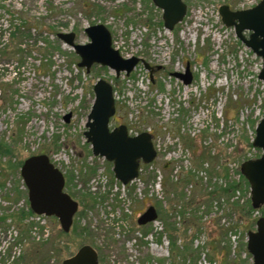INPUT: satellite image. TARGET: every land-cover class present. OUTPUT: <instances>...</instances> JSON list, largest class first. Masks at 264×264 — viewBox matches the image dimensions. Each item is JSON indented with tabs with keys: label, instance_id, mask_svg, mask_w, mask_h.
I'll use <instances>...</instances> for the list:
<instances>
[{
	"label": "rangeland",
	"instance_id": "obj_1",
	"mask_svg": "<svg viewBox=\"0 0 264 264\" xmlns=\"http://www.w3.org/2000/svg\"><path fill=\"white\" fill-rule=\"evenodd\" d=\"M184 1L186 17L168 30L153 0H0V143L11 147L0 157V264H62L86 243L99 264L249 263L247 233L259 217L246 214L250 185L231 197L211 200L210 192L243 182L241 164L263 153L253 145L264 116L263 59L219 12L223 4L242 9L261 0ZM97 23L122 56L143 60L131 74L100 64L87 71L59 37L74 32L76 43H88L85 28ZM188 66L193 80L185 84L175 73ZM100 78L115 91L111 127L150 132L158 150L141 179L125 187L85 135ZM42 153L80 203L66 234L59 220L36 215L29 204L21 165ZM151 204L158 219L139 225Z\"/></svg>",
	"mask_w": 264,
	"mask_h": 264
},
{
	"label": "water",
	"instance_id": "obj_2",
	"mask_svg": "<svg viewBox=\"0 0 264 264\" xmlns=\"http://www.w3.org/2000/svg\"><path fill=\"white\" fill-rule=\"evenodd\" d=\"M163 10V20L168 30H173L187 15L188 4L184 0H153ZM222 21L228 27H234L238 38L263 59L259 78L264 80V0L248 9L234 10L228 4L219 8ZM90 41L85 44L75 42L74 32L60 33L59 37L72 46L81 57L80 67L90 71L94 64L113 69L117 75H127L142 61L140 57L125 58L113 47L112 33L102 23L86 27ZM249 32V35H246ZM145 66L153 69L148 63ZM175 76L190 84L193 74L190 67L186 72H177ZM95 99L88 115L85 132L92 145L94 156L104 157L113 162L115 177L123 184H128L139 176L141 163H151L157 156L153 135L143 132L130 135L127 125L111 128L112 117L116 114L117 105L112 83L100 78L94 85ZM71 114L67 115L69 120ZM253 145L261 148L263 154L241 164V172L251 187V201L254 208L264 205V116L256 127ZM21 175L28 188L31 209L36 214L56 216L65 232L72 228L74 217L79 210V201L65 189V176L55 166L49 155H32L25 159ZM158 211L150 205L138 218L139 225H146L157 220ZM255 230L248 232L247 248L254 257V264H264V217L257 220ZM97 250L89 244L81 246L72 256L64 259L63 264H98Z\"/></svg>",
	"mask_w": 264,
	"mask_h": 264
},
{
	"label": "trees",
	"instance_id": "obj_3",
	"mask_svg": "<svg viewBox=\"0 0 264 264\" xmlns=\"http://www.w3.org/2000/svg\"><path fill=\"white\" fill-rule=\"evenodd\" d=\"M11 151V147H10V145H6V144H1L0 143V157L1 156H4V155H6V154H9V152ZM24 162V161H23ZM23 164V163H22ZM22 166V165H21ZM241 177H242V179H243V182H241V181H229L227 184H225V186H220V185H217L216 187H215V189L214 190H212L211 192H210V194H211V200H213L214 198H221V196H223V195H226V196H228V197H231V195L232 194H234L239 188H241L242 187V185L245 183L246 185H249V183H248V181L246 180V178L243 176V175H241ZM70 180H71V178H70ZM185 182H190V179L189 178H187V179H185L184 180ZM164 184V183H163ZM178 185H179V183L177 184V183H174L173 184V187H172V189L174 190V191H178ZM82 202H85V199L83 198V200H82ZM248 204V206H247V212H246V214H250V213H248V210H249V212L250 211H255V208L253 207V205H252V202H251V200H250V202L249 203H247ZM233 208L234 209H236V211H238L239 210V208H241V209H243V207H241V205L239 204V202H234L233 204ZM156 206V205H155ZM263 207L264 206H261V207H259L260 209H263ZM158 209V208H157ZM160 212H161V209H160ZM30 213H32V211L30 210ZM158 213H159V211H158ZM256 220L257 219H254V221L252 222L251 221V223L253 224V226H254V224H256ZM84 232V231H83ZM63 233H65V232H63ZM66 234V233H65ZM170 240H171V244H172V249L174 250V248H175V246H176V239H175V236L173 235V234H171L170 235ZM87 244V243H86ZM86 244H84V245H86ZM83 246V245H82ZM187 250H188V247L186 246L185 248H184V250L183 251H181V254L182 255H185V256H187ZM24 256H22L21 257V259L23 258Z\"/></svg>",
	"mask_w": 264,
	"mask_h": 264
},
{
	"label": "flooded vegetation",
	"instance_id": "obj_4",
	"mask_svg": "<svg viewBox=\"0 0 264 264\" xmlns=\"http://www.w3.org/2000/svg\"><path fill=\"white\" fill-rule=\"evenodd\" d=\"M153 70V69H152ZM116 115H117V111H116V114L112 117V119H114V117H116ZM112 119H111V121H112ZM112 128V127H111ZM43 154V153H42ZM50 157V156H49ZM51 159V158H50ZM51 162H52V160H51ZM54 163V162H53ZM55 164V163H54ZM56 166V165H55ZM58 167V166H57ZM61 170V169H60ZM62 171V170H61ZM63 172V171H62ZM64 173V172H63ZM64 176H65V189H64V191H66V184H67V177H66V175H65V173H64ZM28 189V188H27ZM67 192V191H66ZM69 193V192H68ZM73 197V196H72ZM29 204H30V202H29ZM80 206V205H79ZM31 207V206H30ZM79 211V210H78ZM34 212V211H33ZM143 212H145V210H143L142 212H141V214L143 213ZM35 213V212H34ZM140 214V215H141ZM38 215H44V216H46V217H49V218H52V219H54L55 221H58L59 219L56 217V216H47V215H45V214H38ZM76 216V215H75ZM75 218V217H74ZM75 220V219H74ZM137 220V223H138V219H136ZM60 222V221H59ZM73 225H74V222H73ZM73 227V226H72ZM100 261V260H99ZM100 263V262H99ZM98 263V264H99Z\"/></svg>",
	"mask_w": 264,
	"mask_h": 264
},
{
	"label": "built area",
	"instance_id": "obj_5",
	"mask_svg": "<svg viewBox=\"0 0 264 264\" xmlns=\"http://www.w3.org/2000/svg\"><path fill=\"white\" fill-rule=\"evenodd\" d=\"M138 180H140V179H138ZM43 223H45V221H43ZM232 248H233V247H232ZM236 251H237V249H236V245H235L234 248L232 249V254L235 255V254H236ZM243 256L246 257L247 254L244 253ZM208 264H209V263H208ZM214 264H217V263H214ZM249 264H252V259H251V262H250Z\"/></svg>",
	"mask_w": 264,
	"mask_h": 264
}]
</instances>
